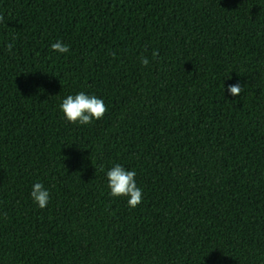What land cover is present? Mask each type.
I'll return each mask as SVG.
<instances>
[{"label":"trees","instance_id":"16d2710c","mask_svg":"<svg viewBox=\"0 0 264 264\" xmlns=\"http://www.w3.org/2000/svg\"><path fill=\"white\" fill-rule=\"evenodd\" d=\"M0 17V264H264V0H0ZM80 92L101 120L64 118ZM116 164L135 208L110 195Z\"/></svg>","mask_w":264,"mask_h":264},{"label":"clouds","instance_id":"9594fccd","mask_svg":"<svg viewBox=\"0 0 264 264\" xmlns=\"http://www.w3.org/2000/svg\"><path fill=\"white\" fill-rule=\"evenodd\" d=\"M12 47V44L7 45L9 51L12 50ZM50 47L52 51L62 54L69 52V46L59 41L53 43ZM152 55L155 57L157 53L154 51ZM140 62L145 67L149 64L146 56H142ZM227 91L233 96H238L242 88L237 83L235 85H228ZM59 108L69 123L80 125L91 124L93 120H101L108 111L102 99L97 98L95 95L85 94L84 92H80L74 96L68 95L63 99ZM106 175L108 180L107 187L110 189L111 196L128 197L127 205L129 208H135L142 202V189L137 187L135 181L136 172L134 170H126L120 164H116L107 171ZM30 196L33 202L43 209L48 204L50 193L44 188L42 183L37 182L33 185Z\"/></svg>","mask_w":264,"mask_h":264}]
</instances>
